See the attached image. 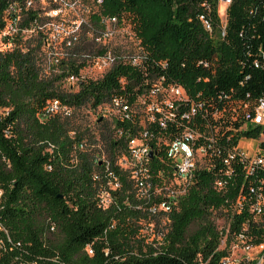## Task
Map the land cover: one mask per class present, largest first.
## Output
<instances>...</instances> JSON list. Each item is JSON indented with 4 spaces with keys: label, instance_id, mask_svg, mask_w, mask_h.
I'll use <instances>...</instances> for the list:
<instances>
[{
    "label": "trees",
    "instance_id": "trees-1",
    "mask_svg": "<svg viewBox=\"0 0 264 264\" xmlns=\"http://www.w3.org/2000/svg\"><path fill=\"white\" fill-rule=\"evenodd\" d=\"M13 1L0 0V264H223L229 253L219 249L224 232L215 212L230 220L228 242L260 247L264 256V205L260 213L253 210L264 201V169L246 177L235 158L225 187H215L224 172L221 159L237 141L227 139L228 124L220 127L221 159L214 168L197 170L171 210L153 211L116 165L126 139L115 130L125 134L130 123L118 122L97 138L75 126L72 114L44 113L50 99L71 113L97 109L116 94L140 93L164 78L231 115L232 100L264 95V0H233L224 35L219 0H103L101 14L133 22L145 55L138 66L122 63L101 78L82 80L76 92L62 86L79 73L72 61L46 71L40 41L1 36ZM99 142L106 147L102 162ZM163 166L152 161L155 176ZM109 172L120 181L116 191L109 188ZM106 191L108 205L101 202ZM240 195L244 201L237 206Z\"/></svg>",
    "mask_w": 264,
    "mask_h": 264
},
{
    "label": "built area",
    "instance_id": "built-area-1",
    "mask_svg": "<svg viewBox=\"0 0 264 264\" xmlns=\"http://www.w3.org/2000/svg\"><path fill=\"white\" fill-rule=\"evenodd\" d=\"M232 1L219 0V5L226 11ZM103 4V0H15L4 12L1 36L8 42L18 37L23 43L40 41L46 71L68 68L72 61L79 73L68 76L63 83L64 88L76 92L82 80L101 78L122 63L138 66L145 55L133 22L126 17L101 14ZM200 19L205 29L211 31L209 21ZM225 23L226 13L221 35H224ZM120 83L124 86L125 80L121 79ZM137 91L116 94L99 107L104 115L110 116L113 129L118 122L131 124L125 134L123 129L115 130L116 135L126 139L125 150L118 156L116 165L128 172L135 196L149 204V210H171L197 170L214 168L221 159L217 139L224 123L231 130L227 139L237 136V141L233 150L221 159L224 172L215 180V187H225L235 158L246 177L258 168L264 169V95L254 101L232 100L233 113L227 116L211 104L193 100L182 85L166 83L164 78L153 80L140 93ZM71 111L58 99L48 100L44 107L46 115H70ZM236 123L239 126L234 129ZM243 140H252L256 146L241 147ZM104 159L99 158L101 162ZM153 160L164 165L157 176L151 168ZM108 179L112 191L121 187L112 172L108 173ZM173 180L179 185H170ZM2 193L0 188V198ZM101 199L108 205L110 193L104 192ZM243 201L240 195L236 205ZM263 205L264 201L260 200L253 210L260 213ZM223 264L231 263L226 258Z\"/></svg>",
    "mask_w": 264,
    "mask_h": 264
},
{
    "label": "rangeland",
    "instance_id": "rangeland-1",
    "mask_svg": "<svg viewBox=\"0 0 264 264\" xmlns=\"http://www.w3.org/2000/svg\"><path fill=\"white\" fill-rule=\"evenodd\" d=\"M225 13L224 7L219 5V15L221 21L224 22L225 20ZM125 43V42H124ZM66 84L63 83L62 86L64 87ZM72 121L74 122L75 126H79L82 130H89L91 134H94L97 138H99L100 133L108 132L113 129V123L111 122V118L109 115H104L101 108L93 109L90 106H86L82 109L73 111L71 113ZM102 120L101 122L99 120ZM241 147H250L253 148L256 146L255 142L252 140H243L241 142ZM98 147L100 148V155L102 158H106L105 156V145L101 142L98 143ZM171 184L179 185L178 181L173 180ZM213 220L217 226V228L224 232L223 239L221 241L219 249H226L229 253L228 260L231 264H240L243 262L257 260V264H264V256L260 254V247L259 248H246L242 245V243L234 242V241H227V235L229 230L230 220H228L227 216L224 212H215L213 214Z\"/></svg>",
    "mask_w": 264,
    "mask_h": 264
},
{
    "label": "bare ground",
    "instance_id": "bare-ground-1",
    "mask_svg": "<svg viewBox=\"0 0 264 264\" xmlns=\"http://www.w3.org/2000/svg\"><path fill=\"white\" fill-rule=\"evenodd\" d=\"M221 5V4H220ZM222 6V5H221ZM224 10H225V8H224Z\"/></svg>",
    "mask_w": 264,
    "mask_h": 264
},
{
    "label": "crops",
    "instance_id": "crops-1",
    "mask_svg": "<svg viewBox=\"0 0 264 264\" xmlns=\"http://www.w3.org/2000/svg\"><path fill=\"white\" fill-rule=\"evenodd\" d=\"M225 16V15H224Z\"/></svg>",
    "mask_w": 264,
    "mask_h": 264
}]
</instances>
